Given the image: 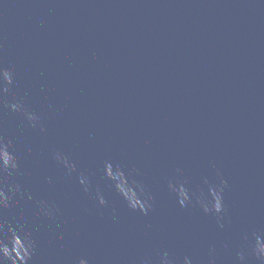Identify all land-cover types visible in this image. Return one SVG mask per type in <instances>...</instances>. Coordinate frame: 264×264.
Listing matches in <instances>:
<instances>
[{
  "label": "water",
  "instance_id": "1",
  "mask_svg": "<svg viewBox=\"0 0 264 264\" xmlns=\"http://www.w3.org/2000/svg\"><path fill=\"white\" fill-rule=\"evenodd\" d=\"M0 68L14 72L0 141L17 163L0 171V238L30 234L28 264H155L164 251L177 264H259L264 0H0ZM108 162L143 187L147 215L127 207ZM221 180L218 222L196 197Z\"/></svg>",
  "mask_w": 264,
  "mask_h": 264
},
{
  "label": "clouds",
  "instance_id": "2",
  "mask_svg": "<svg viewBox=\"0 0 264 264\" xmlns=\"http://www.w3.org/2000/svg\"><path fill=\"white\" fill-rule=\"evenodd\" d=\"M14 72L10 69L0 68V92L7 93L10 87L13 85ZM5 103L13 112H22L25 114L27 120L32 124L33 127L39 123V117L29 112L28 109L19 101L15 103ZM11 145L4 144L0 141V171L11 175L17 168L16 158L13 151H10ZM56 159L63 163L70 171H75V165L72 164L66 157H61L59 153L56 154ZM105 176L111 181L112 186L115 190L123 197L127 204V207L133 211H139L140 213L147 215L151 209L149 198L145 197L144 189L136 181L129 180V177L125 175L124 171L117 166L115 169L113 165L108 162L104 167ZM219 175V173H218ZM207 183V181H205ZM79 183L85 186V191L88 189L89 180L80 174ZM227 187V182L224 180L220 181L219 185L209 186V195L211 199L204 197L203 193L196 197L197 203L200 204L201 208L205 213L214 214L218 222L223 219V213H225V204L223 198L224 189ZM169 188L177 193L178 202L181 207H186L191 203V197L189 192L184 185L178 184L173 185L169 183ZM12 189H9L11 191ZM96 199L101 207L106 205V200L102 194L97 192ZM9 197L5 192L0 189V207L8 206ZM51 215V213H48ZM252 247V254L255 256L259 264H264V239L260 235H256L255 244ZM33 242L30 234L26 233L23 229L18 233L13 229H9V235L0 238V264H28L31 260L33 253ZM239 260L244 262L245 256L243 253L238 254ZM153 257H146L143 264H153ZM78 264H88V261L84 258L79 259ZM155 264H177V260L171 257L167 251L163 253L157 252L155 258ZM182 264H193L192 258L184 256Z\"/></svg>",
  "mask_w": 264,
  "mask_h": 264
}]
</instances>
